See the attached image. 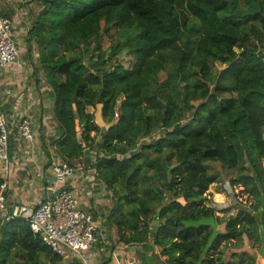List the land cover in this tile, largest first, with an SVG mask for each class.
I'll return each mask as SVG.
<instances>
[{"label": "trees", "instance_id": "obj_1", "mask_svg": "<svg viewBox=\"0 0 264 264\" xmlns=\"http://www.w3.org/2000/svg\"><path fill=\"white\" fill-rule=\"evenodd\" d=\"M39 2L26 42L53 95L50 142L60 162L111 192L106 223L118 242L142 248L128 259L255 264L246 251L226 260L244 238L264 259V0ZM112 28L117 41L101 51V30ZM122 50L127 67L116 60ZM223 170H234L228 182L252 198L250 211L219 216L208 206ZM96 238L97 252L107 249ZM0 264L83 262L54 253L16 218L0 224Z\"/></svg>", "mask_w": 264, "mask_h": 264}, {"label": "crops", "instance_id": "obj_2", "mask_svg": "<svg viewBox=\"0 0 264 264\" xmlns=\"http://www.w3.org/2000/svg\"><path fill=\"white\" fill-rule=\"evenodd\" d=\"M25 1L0 0L2 13L12 19L13 39L19 51L17 61L0 70V112L9 131L8 152L13 161V167L7 176L5 192L10 205L22 201L34 204L39 198L48 197L50 194L45 187L53 185L54 182L48 166L54 160L60 161L54 145L50 142L51 138L56 136L53 95L45 81L44 70L37 64L38 49L26 42L32 16L28 21L24 14L29 10L20 7ZM22 9L24 11L21 12ZM22 119L30 121L32 138L29 141L21 139L17 132V124ZM38 169L44 170L42 178L36 175ZM90 175L72 176L69 184L83 191L92 189ZM87 198L81 197L80 207L84 210H88V204L91 206L92 203H96V198L94 202L93 198ZM98 237L100 243H105L100 231ZM107 254H109L107 257H110L108 264L126 263L121 262L123 260L121 251L108 249ZM131 256L135 257L130 251L126 259L127 264L132 263L128 259ZM136 261L139 263L138 259Z\"/></svg>", "mask_w": 264, "mask_h": 264}, {"label": "built area", "instance_id": "obj_3", "mask_svg": "<svg viewBox=\"0 0 264 264\" xmlns=\"http://www.w3.org/2000/svg\"><path fill=\"white\" fill-rule=\"evenodd\" d=\"M12 25V19L4 15L0 8V70L15 63L19 56ZM261 60L264 64V43ZM17 132L21 139L31 140L30 121L22 119L17 124ZM8 145L9 131L0 112V224L21 218L27 221L31 231L54 253L62 257H77L83 264H91L93 253H90L97 242L98 227L91 211L82 209L80 202L81 197L91 196L92 189L83 191L69 184L72 176L83 177L87 174L86 170L83 166H70L54 160L48 166L54 182L45 187L50 195L39 198L34 204L22 201L10 205L5 195L7 176L13 167ZM36 175L42 178L44 170L38 169Z\"/></svg>", "mask_w": 264, "mask_h": 264}, {"label": "rangeland", "instance_id": "obj_4", "mask_svg": "<svg viewBox=\"0 0 264 264\" xmlns=\"http://www.w3.org/2000/svg\"><path fill=\"white\" fill-rule=\"evenodd\" d=\"M8 1L14 2L16 0H8ZM20 7H23L24 9L29 10L27 13L24 14L25 17L28 18V21L31 19V16L34 17L36 13L42 8V6H40L39 0H26L25 2L22 3V5H20ZM22 11L24 10L22 9L21 12ZM101 33H102V37L100 41V47H101V51H103L104 49L108 48V46L111 43L113 42L115 43L117 39H116V31L114 28H112L108 33H104L101 30ZM89 57H90V54L86 56L85 61L88 60ZM116 60L117 62L121 63L123 66L127 67L128 64L130 63L131 56L128 52H126L125 50H122L116 56ZM217 66L222 67L220 64H218ZM159 75H160L159 77L160 79H163L165 77V73H160ZM89 110H92V108H89ZM100 126L102 127V125ZM90 135L93 136V132H91ZM157 135H158V132H155L154 134H152L151 139H155ZM146 141L147 139L141 140L142 143ZM262 165L264 166V162H262ZM209 168H210V172H216V171L220 172L221 171V168L219 167L217 163H209ZM223 171L224 173L227 172L226 177L224 176V173H222L223 177H225L226 180L224 182L215 181L209 184L208 186V189L205 193L206 198L208 199L207 201L208 206L213 208L216 215H219V216H222V215L236 216L240 209H245L246 211H250L249 205L253 203L252 198L248 195V193L243 191V187L240 184L238 186L237 185L231 186L228 182V178L234 176V170H229V171L223 170ZM92 178L93 176L90 175L89 180L92 181L91 185L93 187L94 186H98V187L96 189L97 191L92 190V194L90 197L93 198V202H94V199L96 198V203H92L91 206L90 204H88L89 208L87 209L91 211L94 217H96V220H97V222H95L96 226L99 227L98 231L102 233V237L105 240V244H107V246H105L107 249L103 248V250H100L101 252H97L98 247L101 246V244L94 245V248H93L94 255L90 257V261L92 264H108L109 263L108 258H110V257H107L109 255L107 254L108 249H112V250L114 249L116 251H121V254L123 255L122 257L123 260H121V262H126L125 264H127L126 259L130 251L134 253V251L140 250L139 252H141L142 248L138 245L125 246L121 242L117 241V233H116L115 227L106 223L107 215L110 214L109 209L111 208V201H110L109 195L107 194H111V192L108 189H106L103 184L95 185ZM224 225H225L224 223L217 224L216 230L222 232L224 230ZM153 249H154V252H158L157 247H154ZM232 251H235L237 253L246 251L248 252V254H253L255 264H264V259L260 256L259 249L251 248L250 242L247 238H244L243 241L240 242L238 247L226 253L225 255L226 260L237 258V256L232 257V258L230 257V253ZM143 252H145V250H143ZM147 254L149 255L150 252L148 251ZM113 264H116V263H113ZM131 264H139V263L138 261L134 260L132 261Z\"/></svg>", "mask_w": 264, "mask_h": 264}, {"label": "water", "instance_id": "obj_5", "mask_svg": "<svg viewBox=\"0 0 264 264\" xmlns=\"http://www.w3.org/2000/svg\"><path fill=\"white\" fill-rule=\"evenodd\" d=\"M118 111H119V113H121V110H120V109H119ZM164 167L166 168V166H165V165H164Z\"/></svg>", "mask_w": 264, "mask_h": 264}]
</instances>
